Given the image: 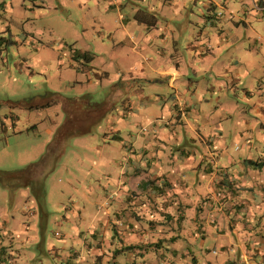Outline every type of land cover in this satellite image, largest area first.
Masks as SVG:
<instances>
[{
	"label": "crops",
	"instance_id": "0c3cea01",
	"mask_svg": "<svg viewBox=\"0 0 264 264\" xmlns=\"http://www.w3.org/2000/svg\"><path fill=\"white\" fill-rule=\"evenodd\" d=\"M142 1L135 84L90 110L63 105L61 138L117 112L83 161L98 199L61 214L59 264H264V0ZM1 247L14 255L0 234ZM17 252L0 264H26Z\"/></svg>",
	"mask_w": 264,
	"mask_h": 264
},
{
	"label": "rangeland",
	"instance_id": "374dc122",
	"mask_svg": "<svg viewBox=\"0 0 264 264\" xmlns=\"http://www.w3.org/2000/svg\"><path fill=\"white\" fill-rule=\"evenodd\" d=\"M4 1L0 5V172L23 170L42 157L51 158L41 165L42 217L32 186L25 185L33 183L34 177L39 179V171L25 175L18 182L21 186L0 181V234L15 247L14 255L7 256L5 250L0 258L20 261L19 250L26 254V264H59V247L64 245L60 239L65 235L61 214L74 209L75 203L80 208L86 203L87 208L90 199H98L95 190H88L93 177L83 161L94 153L93 144L102 146V129L111 113L117 112L114 108L103 111L90 123V132H82L84 126H80L77 131L64 130L61 138L56 133L68 123L63 105L71 104L63 101L79 97L73 107L90 110L92 103L105 101L120 80L134 81L138 59L132 45L142 35L132 16L134 8L147 5L142 0H28L24 8L20 0ZM156 1L152 0L153 6ZM159 12L164 23V12ZM182 12L186 17V10ZM128 20L133 21L131 42L121 28ZM178 50L183 52L182 45ZM141 84L148 93V84ZM120 100L117 96L113 104ZM235 114L229 117L230 123L236 120ZM103 156H107L105 150ZM53 249L57 255L50 253Z\"/></svg>",
	"mask_w": 264,
	"mask_h": 264
},
{
	"label": "trees",
	"instance_id": "16d2710c",
	"mask_svg": "<svg viewBox=\"0 0 264 264\" xmlns=\"http://www.w3.org/2000/svg\"><path fill=\"white\" fill-rule=\"evenodd\" d=\"M77 99H79V97H77L76 99H73L71 101H63V102H71V104H69V107L74 105L77 101ZM65 104H68V103H65ZM66 107V105H64ZM67 111V115H69L70 112H68V110L66 109ZM60 129V128H59ZM60 133V132H59ZM59 133H56V135H58ZM51 158V156H47V157H42V159L37 162V163H31L30 165H28L27 167H25L23 170H18V171H14V172H8V173H2L0 172V181H2V183L6 184V185H9L10 184L13 186V185H17V186H21L23 184H20L18 183L19 181H21V179H23L25 177V175H28V174H36L38 171L39 173L42 174L39 175V179L35 180V177H34V182L32 183V181L30 182H27L25 185L29 184L32 186V189L35 193V196H36V200L38 202V205H39V209H40V217H42L44 215V209H43V199H44V189H43V176L44 174L42 173L41 171V165L44 163V161H49ZM15 181L14 184L12 183V181ZM34 188H36V191L34 190ZM3 250L4 248H0V256H2L3 254ZM0 260H3V257L0 258Z\"/></svg>",
	"mask_w": 264,
	"mask_h": 264
}]
</instances>
